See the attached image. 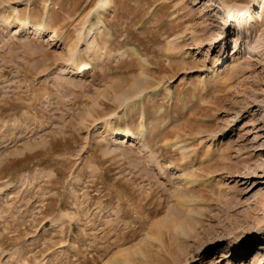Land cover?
<instances>
[{
  "label": "rangeland",
  "instance_id": "374dc122",
  "mask_svg": "<svg viewBox=\"0 0 264 264\" xmlns=\"http://www.w3.org/2000/svg\"><path fill=\"white\" fill-rule=\"evenodd\" d=\"M258 1L0 0V264H264Z\"/></svg>",
  "mask_w": 264,
  "mask_h": 264
},
{
  "label": "bare ground",
  "instance_id": "6f19581e",
  "mask_svg": "<svg viewBox=\"0 0 264 264\" xmlns=\"http://www.w3.org/2000/svg\"><path fill=\"white\" fill-rule=\"evenodd\" d=\"M258 2L261 3V6H264V0H259ZM99 5L100 6L98 7V10H100L102 12H105V11H107L109 9V3L108 2H102ZM1 22H3V18L0 16V23ZM93 25H97V24L94 23ZM35 30L37 31V34H40V35H45L46 34V30L42 26H39V25L36 26ZM17 32H18V30H17ZM94 32L95 31L91 28V29L88 30V33L85 34V39H86L85 41H88L89 44L94 43ZM70 62H68L65 65L59 66V68H57L58 69L57 72L58 73H65V72L73 73V74H77L79 77H85L88 74H90L89 73L90 68H88V66H86L85 68H80L76 61L75 62H71V63ZM129 98H128V101L131 99V98L130 99ZM96 126H97V129H104V130H107V131H111L110 133H111V136H112L113 139H119V138L133 139V138H136V134L133 133L132 131L118 132V131L112 130V128H110L109 124H107L106 121L98 122V124ZM15 184H16L15 182L11 183L10 186L8 187V189L9 188H13L15 186ZM2 192H3V187H0V194ZM57 222L55 220V221H52V222L48 223V227L45 230H49V229H53V228L57 227L59 225V223H57ZM263 224H264V222L259 224L258 228L261 227ZM260 231H263V229L260 230ZM263 236H264V232H263ZM235 247H236V249H240V250L245 249V248H243L244 246L241 243H239V244L237 243V245Z\"/></svg>",
  "mask_w": 264,
  "mask_h": 264
}]
</instances>
